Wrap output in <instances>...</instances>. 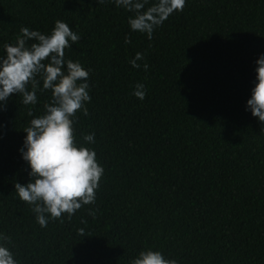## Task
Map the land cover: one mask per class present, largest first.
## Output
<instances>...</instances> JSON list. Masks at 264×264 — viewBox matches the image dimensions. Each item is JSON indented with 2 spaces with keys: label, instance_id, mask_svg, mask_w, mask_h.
Segmentation results:
<instances>
[{
  "label": "trees",
  "instance_id": "obj_1",
  "mask_svg": "<svg viewBox=\"0 0 264 264\" xmlns=\"http://www.w3.org/2000/svg\"><path fill=\"white\" fill-rule=\"evenodd\" d=\"M131 15L115 0H0V56L21 27L50 34L61 20L80 35L65 59L89 72L91 100L74 133L104 169L95 203L71 219L46 214L41 227L15 183L31 179L23 130L51 91L35 105L12 94L0 109V235L10 237L0 244L18 264H131L148 248L178 264H264V124L246 110L264 0H186L151 40L130 29Z\"/></svg>",
  "mask_w": 264,
  "mask_h": 264
},
{
  "label": "clouds",
  "instance_id": "obj_2",
  "mask_svg": "<svg viewBox=\"0 0 264 264\" xmlns=\"http://www.w3.org/2000/svg\"><path fill=\"white\" fill-rule=\"evenodd\" d=\"M98 4L105 0H97ZM186 0H115L118 7L132 13L128 23L132 31L147 34L152 39L154 30L161 26L174 12H182ZM147 5V7H146ZM80 35L67 23L56 20L50 34L21 27L15 43H5V55L0 56V109H5L12 94H18L24 105L37 103V91H51V100L44 104V114L31 119L26 132L22 158L31 171L27 184L15 183L19 198L32 205L36 220L41 227H47L48 216L60 219L67 214L71 219L83 205L93 204L96 189L104 169L96 159L94 150L78 146L74 133V117L83 111L87 116L86 102L91 100L89 72L79 61L65 59V50L77 43ZM29 41H33L29 45ZM125 37V43H130ZM144 59L136 53L129 62L135 68ZM256 83L247 100V109L264 124V54L256 60ZM66 66V67H65ZM148 64L143 65L144 70ZM43 87H40L41 80ZM29 85L31 86L29 88ZM134 95L145 98L144 85L137 83ZM28 115L32 116L29 109ZM84 141L93 143L95 134H85ZM95 217V211L89 210ZM63 222V220H61ZM79 234L85 236L84 229ZM0 240L10 242V237L0 235ZM0 264H18L8 247L0 244ZM131 264H178L175 259H166L159 250L148 248L139 252Z\"/></svg>",
  "mask_w": 264,
  "mask_h": 264
}]
</instances>
